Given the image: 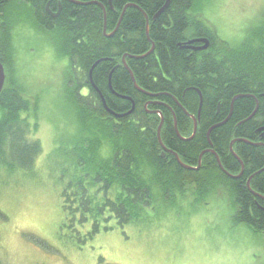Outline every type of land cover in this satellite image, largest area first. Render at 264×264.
Wrapping results in <instances>:
<instances>
[{
	"label": "trees",
	"instance_id": "1",
	"mask_svg": "<svg viewBox=\"0 0 264 264\" xmlns=\"http://www.w3.org/2000/svg\"><path fill=\"white\" fill-rule=\"evenodd\" d=\"M72 1L83 5L62 0L60 15L52 19L47 5L55 12L60 0H0V62L7 74L0 95V188L19 172L32 173L42 154L40 141L31 139L40 126L38 116L31 121L32 113L38 115L42 99L34 94L32 103L22 94L26 76L19 68L16 36L23 22L33 29L34 23L41 36L44 32L54 38L56 54L67 61L62 82L77 129L56 149L66 163L61 197L65 211L78 214L81 224L91 223L90 239L111 219L120 227L150 225L156 205H176L178 197L201 202L220 190L231 197L234 224L264 235V171L260 172L264 146L236 142L230 150L236 140L264 144L258 132L264 128V25L240 46L231 44L221 51L216 49L218 36L204 21L195 22L194 9L203 0H170L156 20L166 0ZM105 20L107 34L115 32L111 38L104 35ZM200 38L209 40L207 51L184 49L190 40ZM236 52L245 57H234ZM100 60L106 61L96 66L92 79L108 108L121 115L134 104L133 114L119 119L104 108L90 82V72ZM12 71L19 78L15 85L10 84ZM198 91L203 96L202 130L193 141L183 142L176 135L175 121L181 137L193 135L185 112L197 117ZM147 101L168 107L162 113L160 139L189 167L210 148L207 132L230 115L224 126L210 132L214 154L203 157L199 171L181 168L172 155L160 158L161 119L145 112ZM242 167V177L231 179ZM229 180L230 185L225 182ZM0 217L4 218L1 212Z\"/></svg>",
	"mask_w": 264,
	"mask_h": 264
},
{
	"label": "rangeland",
	"instance_id": "2",
	"mask_svg": "<svg viewBox=\"0 0 264 264\" xmlns=\"http://www.w3.org/2000/svg\"><path fill=\"white\" fill-rule=\"evenodd\" d=\"M193 13L195 22L204 21L218 36L216 49L224 51L264 25V0H203ZM33 25L23 22L16 36L26 76L22 94L32 103L34 94L42 99L31 118L38 116L31 139L40 141L42 154L32 173L19 172L0 188V264H264V235L234 224L233 202L220 189L201 202L178 197L176 205H156L150 225L120 227L111 219L89 238L91 223L81 224L78 214L65 211L61 197L66 163L56 149L77 129L62 82L67 61L56 54L54 38L41 36ZM12 73L15 85L19 78Z\"/></svg>",
	"mask_w": 264,
	"mask_h": 264
},
{
	"label": "flooded vegetation",
	"instance_id": "3",
	"mask_svg": "<svg viewBox=\"0 0 264 264\" xmlns=\"http://www.w3.org/2000/svg\"><path fill=\"white\" fill-rule=\"evenodd\" d=\"M61 1L62 0H60V2H58V8H57V11H55L54 12V7H53V10H51L50 9V4H48L47 5V8H46V11H47V13H48V15L52 18V19H56L59 15H60V12H61V10H60V4H61ZM59 12V15L58 16H56V14ZM112 34V33H111ZM109 35V34H108ZM200 39H205V38H200ZM197 40V39H196ZM190 41H194V40H190ZM205 46V44H202V43H194L191 47H189V48H186L185 50H188V51H192V52H205V51H207L208 49H209V47H210V42H209V45H208V48L207 49H199V48H202V47H204ZM97 92V91H96ZM234 102H235V99L233 100V102H232V105H231V113H230V115L233 113V105H234ZM175 104H176V106H177V108L180 110V109H182V106H181V104H179V102H175ZM256 105H257V108H258V106H259V100L258 99H256ZM143 108H144V110H145V112L148 114V115H150V116H158L160 119H161V121H160V124L162 123V127L164 126V117H163V115H162V113H163V111H166V109L165 108H168V107H166V104H164V103H162V102H153V101H147L145 104H144V106H143ZM159 108H161V110H159ZM174 109V108H173ZM136 110V108H134L133 109V112H132V114L134 113V111ZM183 110V109H182ZM184 111V110H183ZM185 112V111H184ZM128 113V112H127ZM185 115L187 116V118H188V120H189V123H188V128H190L191 127V124H192V130H191V133L192 132H194V129H195V125H194V120H193V118H191V117H195L194 115H187L186 113H185ZM229 115V116H230ZM224 122H227V120H225ZM223 122V123H224ZM223 123H221V124H223ZM159 124V125H160ZM226 124V123H225ZM225 124H223V125H221V126H224ZM201 125H202V119H201V117H200V119L198 120V122H197V133L199 132V134H200V132H201V130H202V128H201ZM218 125H220V124H218ZM218 125H216V126H218ZM220 126V127H221ZM215 127V126H214ZM214 127H212L208 132H207V140H208V144H209V149H206V150H203L202 152H201V154L199 155V159H198V161H197V163L195 164V165H192V167H194V168H198V170H196V171H199L200 169H201V167H202V160H203V157L204 156H206V155H208V154H212L213 155V153L212 152H209V151H212V145H211V143H210V132L212 131V130H214V129H217V128H219V127H217V128H214ZM214 128V129H213ZM162 129V128H161ZM261 129H263V128H261ZM260 129V130H261ZM260 130L258 131L259 133H262L261 135H260V140H262L263 138H264V131L263 132H260ZM197 133H196V135H197ZM176 135L178 136V134L176 133ZM196 135H194V137H192V138H189V137H182V138H179L181 141H183V142H191V141H193L194 140V138L196 137ZM236 142H243V143H245V144H247V142L246 141H242V140H236V141H233L232 142V144H231V147H230V150L232 149V147H233V145L236 143ZM261 141H259V142H257V143H259V144H262V143H260ZM262 146H264V144H262ZM203 152H207V153H205L203 156H202V159H201V163L199 162V160H200V157H201V155L203 154ZM170 155H172V156H174V158H175V160H176V162L178 163V165L181 167V165L179 164V161H181L183 164H187V163H184L182 160H181V158L179 157V155H176L172 150H169V149H167V151H162L161 152V155H160V158H162V159H166L168 156H170ZM178 159H179V161H178ZM237 159V158H236ZM192 164H193V162H191ZM199 163H200V165H199ZM241 163V162H240ZM182 168V167H181ZM243 174V173H242ZM242 177V176H241ZM241 177H239V178H237L236 180H238V179H240ZM233 179V178H232Z\"/></svg>",
	"mask_w": 264,
	"mask_h": 264
},
{
	"label": "water",
	"instance_id": "4",
	"mask_svg": "<svg viewBox=\"0 0 264 264\" xmlns=\"http://www.w3.org/2000/svg\"><path fill=\"white\" fill-rule=\"evenodd\" d=\"M64 1H68V2H71V3H75V4H77V5H83V4H81V3H78V2H75V1H72V0H64ZM112 0H110V2H111ZM169 5H170V0H166V3H165V5L163 6V8L157 13V15L154 17V20H156L161 14H163L167 9H168V7H169ZM60 6V10H61V4L59 5ZM130 6H132V5H130ZM130 6H127L125 9H124V12H123V16H124V13H125V11L128 9V7H130ZM103 10H104V8H103ZM105 12V11H104ZM59 15V12L56 14V16H58ZM123 16H122V18H123ZM105 18H106V16H105ZM121 18V19H122ZM146 21H147V29L149 28V19H148V17L146 16ZM121 22V21H120ZM119 25H120V23H119ZM107 28H106V20H105V29H104V35L107 37V38H111V37H113L114 36V34H115V32H113L112 34H107ZM196 42H198V43H202V44H205V46L204 47H202V48H199V49H207L208 48V45H209V41L208 40H206V39H202V40H196L195 42L194 41H191V42H189V43H187L186 44V46L184 47V49H186V48H189L188 46L189 45H193L194 43H196ZM154 49H155V46L153 45L152 46V50L148 53V55L149 54H151L153 51H154ZM104 61H106V60H100V61H98L94 66H93V68H92V70H91V72H90V82H91V85L93 86V88L98 92V94L100 95V97H101V100H102V103H103V106H104V108L106 109V111L108 112V113H110L113 117H115V118H119V119H122V118H125V117H127L128 115H131L132 114V112H133V110H131L130 112H128V113H126V114H115L114 112H112L109 108H108V106H107V104H106V101H105V99H104V97L102 96V94H101V92L99 91V89L95 86V84H94V82H93V79H92V72H93V70L96 68V66H98L100 63H102V62H104ZM123 63H124V65H125V58H123ZM129 73H130V76H131V78H132V80H133V82H134V85H135V87L140 91V92H142L143 93V91H141L138 87H137V85H136V83H135V80H134V77H133V75H132V73L129 71ZM5 82H6V71H5V68H4V66H3V64L0 62V95H1V93H2V91H3V89H4V86H5ZM199 93V96H200V105H199V110H198V116H197V118H195V117H191V118H193V120L195 121V124L194 125H197V122H198V120L200 119V117H201V111H202V107H203V96L201 95V93L200 92H198ZM242 97V96H241ZM237 98H240V97H237ZM237 98H235V100L237 99ZM133 108H134V106H133ZM229 119V118H228ZM197 121V122H196ZM226 122H224L223 124H225ZM176 124V123H175ZM223 124H220V125H218V126H215L214 128H217V127H220L221 125H223ZM161 127V126H160ZM213 128V129H214ZM196 130H197V126H195V129H194V135L196 134ZM264 131V128L263 129H261L260 130V132H263ZM159 134H160V128H159V130H158V139H159V144H160V146L162 147V149H163V151H167V149L164 147V145L162 144V141H161V139H160V136H159ZM179 136V135H178ZM194 137V136H193ZM209 152H212L213 154H214V152L213 151H209ZM205 153H207V152H203V154L201 155V157H200V160H199V162L201 163V159H202V156L205 154ZM218 160V163H219V165H220V161H219V158L217 159ZM178 161H179V159H178ZM180 163V162H179ZM200 163H199V165H200ZM221 166V165H220ZM183 168L184 169H186V168H188V169H190L189 167H187V166H184L183 165ZM193 169V168H192ZM195 170H197V169H195ZM262 171H264V169L263 170H261L260 172H262ZM242 175V174H241ZM241 175H239V176H237V177H233L234 179H237V178H239V177H241ZM248 187H249V189H250V181H249V183H248ZM255 196L257 197V198H260V199H263L261 196H259V195H257V194H255Z\"/></svg>",
	"mask_w": 264,
	"mask_h": 264
},
{
	"label": "bare ground",
	"instance_id": "5",
	"mask_svg": "<svg viewBox=\"0 0 264 264\" xmlns=\"http://www.w3.org/2000/svg\"><path fill=\"white\" fill-rule=\"evenodd\" d=\"M199 92V91H198ZM98 93V92H97ZM199 94V93H198ZM202 95V94H201ZM200 97V96H199ZM200 105V104H199ZM133 106H134V108H135V105L133 104ZM133 107H132V110L134 109ZM203 108V107H202ZM130 112V111H129ZM202 112V111H201ZM186 113V112H185ZM126 114V113H125ZM187 114V113H186ZM188 115V114H187ZM197 116H198V114H197ZM195 118H197V117H195ZM228 118H230V116L228 117ZM228 118H227V120H228ZM197 122V121H196ZM175 130H176V133L179 135L178 136V138H182L181 137V135L179 134V132H178V130H177V122L175 121ZM194 124H195V121H194ZM161 126V127H160ZM195 126H197V125H195ZM159 128H160V130H161V128H162V123L159 125ZM159 128H158V130H159ZM158 133V132H157ZM196 133H197V130H196ZM196 135V134H195ZM194 136V132H193V135L190 137V138H192ZM247 145H251V146H261L262 144H254V143H248L247 142ZM180 163V165H181V167L183 168V163L181 162V161H179ZM242 162V161H241ZM243 163H241V165H242ZM218 165H219V163H218ZM220 165H221V163H220ZM219 165V166H220ZM185 166V165H184ZM187 167H189V166H187ZM190 168V167H189ZM193 168V169H192ZM220 168L221 169H223V167H222V165L220 166ZM184 169V168H183ZM195 169H197L198 170V168H194V167H191L190 169H188V168H186L185 170H195ZM196 171V170H195ZM264 198V197H263Z\"/></svg>",
	"mask_w": 264,
	"mask_h": 264
}]
</instances>
